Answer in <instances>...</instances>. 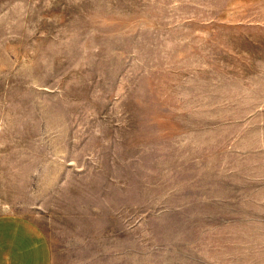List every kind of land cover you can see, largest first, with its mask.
Segmentation results:
<instances>
[{
	"label": "rangeland",
	"instance_id": "1",
	"mask_svg": "<svg viewBox=\"0 0 264 264\" xmlns=\"http://www.w3.org/2000/svg\"><path fill=\"white\" fill-rule=\"evenodd\" d=\"M0 214L54 264H264V0H0Z\"/></svg>",
	"mask_w": 264,
	"mask_h": 264
},
{
	"label": "crops",
	"instance_id": "2",
	"mask_svg": "<svg viewBox=\"0 0 264 264\" xmlns=\"http://www.w3.org/2000/svg\"><path fill=\"white\" fill-rule=\"evenodd\" d=\"M0 264H54L52 243L34 219L0 214Z\"/></svg>",
	"mask_w": 264,
	"mask_h": 264
}]
</instances>
